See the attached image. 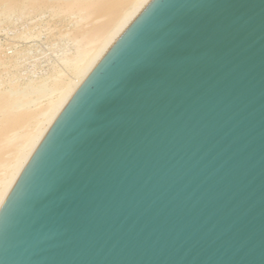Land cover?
<instances>
[{
  "label": "water",
  "instance_id": "water-1",
  "mask_svg": "<svg viewBox=\"0 0 264 264\" xmlns=\"http://www.w3.org/2000/svg\"><path fill=\"white\" fill-rule=\"evenodd\" d=\"M0 264H264V0H151L4 201Z\"/></svg>",
  "mask_w": 264,
  "mask_h": 264
},
{
  "label": "bare ground",
  "instance_id": "bare-ground-1",
  "mask_svg": "<svg viewBox=\"0 0 264 264\" xmlns=\"http://www.w3.org/2000/svg\"><path fill=\"white\" fill-rule=\"evenodd\" d=\"M150 1L0 0L2 12L5 9L14 10L19 2L20 4L23 2L32 12L49 6L57 13L74 18L78 16L80 23L79 26L77 24L78 28L74 32L75 38L80 41V46L76 56L69 61L76 64V80L70 81L71 83H68L56 100L49 102L35 115L28 112L14 113V106L9 100L0 104V208L34 151L70 99ZM5 61L6 55L0 48V64ZM33 117L36 122L32 130L20 134V128L30 123Z\"/></svg>",
  "mask_w": 264,
  "mask_h": 264
},
{
  "label": "rangeland",
  "instance_id": "rangeland-1",
  "mask_svg": "<svg viewBox=\"0 0 264 264\" xmlns=\"http://www.w3.org/2000/svg\"><path fill=\"white\" fill-rule=\"evenodd\" d=\"M17 6L0 9V48L6 55L0 64V104L9 100L14 113L35 115L77 78L76 64L69 61L80 46L74 36L80 23L78 16L49 6L33 12L23 2ZM35 122L33 117L20 134L31 131Z\"/></svg>",
  "mask_w": 264,
  "mask_h": 264
}]
</instances>
